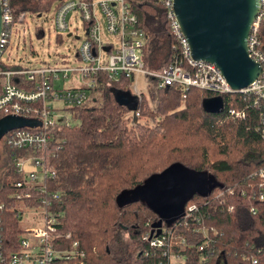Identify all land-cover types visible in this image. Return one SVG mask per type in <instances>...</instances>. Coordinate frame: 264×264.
Returning a JSON list of instances; mask_svg holds the SVG:
<instances>
[{
    "label": "trees",
    "instance_id": "1",
    "mask_svg": "<svg viewBox=\"0 0 264 264\" xmlns=\"http://www.w3.org/2000/svg\"><path fill=\"white\" fill-rule=\"evenodd\" d=\"M8 2L15 23L21 13L41 17L50 6L54 9L58 0ZM133 7L138 25L147 36L144 67L158 71L173 56L174 39L165 11L152 3ZM35 33L41 36L43 32L35 28ZM261 34L264 35V22ZM11 38L4 45L0 70L30 69L7 63ZM55 43L63 44L62 37L55 35ZM16 78L17 88H32L33 81H26L24 76ZM93 81L91 88L86 89L83 104L62 109L68 115L67 125L61 121L49 130L51 140L43 154L44 164L52 172L45 186L60 198L56 210L62 217L57 231L68 233L69 241L78 243L87 264H155L161 259L160 253L148 247L142 237L160 227L170 228L173 223L161 222L160 227H154L159 220L156 214L140 200L125 196L121 199V194L174 164L209 178L210 190L194 195L185 204L198 206L201 225L214 230L208 234L209 244L203 253L207 259L199 260L201 253L196 246L203 237L194 232L197 226L188 222L186 226L173 228L187 246L181 251L184 264H264V187L262 201L252 200V190L247 191L249 182L256 184L250 175L264 170V141L254 132L257 117L247 103L248 98L222 96L224 105L231 100L238 108L244 104L246 119L233 122L225 119L223 113H205L202 102L212 96L197 89L190 88L183 94L179 86L158 88L148 80L146 93L135 106V102L129 103L134 99L131 79L114 81L100 73ZM2 82L0 76V87ZM119 96L126 98L125 105L117 102ZM4 115L0 112V118ZM155 120L158 121L154 124ZM218 121L221 127L217 126ZM216 139L224 144L219 147L211 174L204 169L205 150L200 143L202 140L214 143ZM3 150L6 167L0 184V202L7 208L13 203L6 200V195L22 176L14 172L10 161V155H17L18 151L6 146ZM224 187L230 188V193H222ZM0 215L5 246L14 250L15 237L20 232L17 221L8 210Z\"/></svg>",
    "mask_w": 264,
    "mask_h": 264
},
{
    "label": "built area",
    "instance_id": "2",
    "mask_svg": "<svg viewBox=\"0 0 264 264\" xmlns=\"http://www.w3.org/2000/svg\"><path fill=\"white\" fill-rule=\"evenodd\" d=\"M258 1V10L246 39V52L248 59L258 65L259 74L247 87L232 91L214 65L190 57L188 44L172 10L173 0H58L51 15V29L55 35L69 34L68 38L79 41L73 54H65L55 63L28 70H0L3 78L0 112L5 114L3 117L13 116L37 122L33 127L8 131L0 138L3 146L18 151L17 155H10V161L14 172L22 176L21 181L12 184V191L6 195V200L13 205L6 208L5 203L0 202V212H12L20 229L15 237L16 248L7 250L1 232L0 215V264H87L78 243L70 242L68 233L57 231L62 217L56 210L60 198L45 186L52 172L45 166L43 154L51 140L49 130L61 121L67 125L68 115L56 109L54 104L60 103L63 108L83 104L87 97L86 89L94 84L97 74H104L114 81L119 78L131 79V83H135V79L140 76L145 86L148 80L158 88L176 85L183 94L193 88L211 96L247 97V103L257 117L254 132L264 141V35L261 34L264 0ZM140 3H152L163 8L174 39L171 61L158 71L147 70L143 64L147 36L138 25L133 7ZM68 19L77 24L74 29H71ZM24 23L25 13L19 14L14 23L8 0H0V59L15 27L21 28ZM78 30L81 34H78ZM17 76L33 81L32 88H17L14 85ZM67 82L70 84L64 88ZM75 83L79 85L71 86ZM228 99L230 101L231 98ZM246 116L244 104L238 109H227L226 117L233 122H241ZM250 177L255 179L256 184L250 185L249 182L247 191L252 190V200L262 201L264 170L259 169ZM226 188H223L222 193H230V188ZM241 194L244 193L241 191ZM250 211L253 212V209ZM198 212L195 206H188L183 210L182 217L174 221L170 228L160 227L142 237L148 247L160 253L161 259L155 264H184L185 257L181 251L187 246L183 238L176 236L173 228L180 224L186 226L188 222H193L197 226L194 232L203 237L196 251L201 253L199 260L206 261L207 257L203 253L209 244L208 234L214 233V230L201 225ZM24 223L30 226L24 227ZM171 249L174 250L173 255Z\"/></svg>",
    "mask_w": 264,
    "mask_h": 264
},
{
    "label": "water",
    "instance_id": "3",
    "mask_svg": "<svg viewBox=\"0 0 264 264\" xmlns=\"http://www.w3.org/2000/svg\"><path fill=\"white\" fill-rule=\"evenodd\" d=\"M258 4V0H173L172 10L190 57L214 65L232 91L247 87L259 74L258 65L248 59L246 52V39ZM117 102L125 105L127 101L119 96ZM222 106L218 97L202 102L207 114L220 113ZM35 125L37 122L32 120L2 117L0 138L13 129ZM208 179L206 174L174 164L134 190L121 194V199L125 196L146 204L159 219L154 227H160L161 222L170 225L182 217L185 204L194 195L210 190Z\"/></svg>",
    "mask_w": 264,
    "mask_h": 264
},
{
    "label": "rangeland",
    "instance_id": "4",
    "mask_svg": "<svg viewBox=\"0 0 264 264\" xmlns=\"http://www.w3.org/2000/svg\"><path fill=\"white\" fill-rule=\"evenodd\" d=\"M51 7L52 6H50L49 11L42 14L41 17H39L38 15L34 17L26 13L24 26L21 28L15 27L14 30L17 31L16 32L13 31V34L11 35L12 36L11 49L6 54V57L8 58L7 60L8 64H13L15 66H20L22 68H32L42 65L43 63H55L60 59L58 55L68 54L70 56L71 54H73L74 48L78 45L79 41H76L73 38H68V37L66 38V34H63L61 35L63 39V44L57 45L55 43V33L52 31L50 24L51 15L53 11V8ZM68 18H70V16H68ZM68 21L71 24L70 25L71 29H74L77 26V24L72 20L68 19ZM35 28L41 29V31L43 32L41 36H39L38 34L36 35ZM77 32H79L78 34H81L80 33L81 31L78 30ZM77 83H78V78H77ZM77 83L71 84V86L76 87L77 85H79ZM69 84L70 82H67L63 87L66 88L67 86H69ZM130 92L134 96V99L133 100L131 99L129 103L130 105H132V103L135 102V106H137L140 96L146 93V87L144 86L143 79L140 76H138L135 79V83H131ZM213 97H217V96L213 95L211 98ZM218 98H221L222 100V97H218ZM222 105L223 106L220 113L210 114V115H220L221 113H223L222 116H224L226 119L227 109L229 108L238 109V107L235 106L237 104L234 100H231L225 105L222 100ZM54 107H56V109H58L59 111L63 109V106L57 102L54 104ZM157 121L158 120H155L154 124ZM216 124L218 127H221L219 125V121L216 122ZM201 144L203 146L202 150L203 149L205 150V156L203 157L204 166H205L204 169H206L209 173L212 174L213 172L211 167L213 166V164L217 162L218 160L217 154L219 147L221 145L223 146L224 143L221 142L220 139H216L214 143L202 140L200 145ZM5 167H6L5 152L3 150V145L0 140V184ZM223 177L224 176H221L219 178L223 179ZM206 178L208 179L207 175ZM188 206H195L196 208H198V206L191 204V205H186L184 209L187 208ZM23 226L28 227L30 226V224L26 225L24 223ZM152 232L153 231H151L150 234H152ZM154 235H156V233ZM176 236L180 238L178 234H176ZM173 252L174 250L171 249L172 255Z\"/></svg>",
    "mask_w": 264,
    "mask_h": 264
},
{
    "label": "crops",
    "instance_id": "5",
    "mask_svg": "<svg viewBox=\"0 0 264 264\" xmlns=\"http://www.w3.org/2000/svg\"><path fill=\"white\" fill-rule=\"evenodd\" d=\"M145 86V85H144ZM146 87V86H145Z\"/></svg>",
    "mask_w": 264,
    "mask_h": 264
}]
</instances>
